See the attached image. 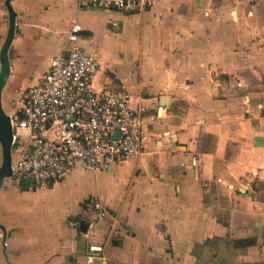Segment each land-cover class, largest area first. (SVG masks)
Returning <instances> with one entry per match:
<instances>
[{"label": "crops", "instance_id": "1", "mask_svg": "<svg viewBox=\"0 0 264 264\" xmlns=\"http://www.w3.org/2000/svg\"><path fill=\"white\" fill-rule=\"evenodd\" d=\"M10 6L2 107L11 122L18 94L49 69L78 23L100 66L94 87L132 93L145 153L109 170L108 184L81 168L47 189L6 179L0 264H83L90 245L103 248L94 264H264V0H156L138 14L86 0ZM115 18L127 33L113 32ZM9 30L0 0V70ZM29 146L27 138L12 146L13 163Z\"/></svg>", "mask_w": 264, "mask_h": 264}, {"label": "built area", "instance_id": "2", "mask_svg": "<svg viewBox=\"0 0 264 264\" xmlns=\"http://www.w3.org/2000/svg\"><path fill=\"white\" fill-rule=\"evenodd\" d=\"M155 3L86 0L89 7L126 14L145 13ZM82 32V26L75 23L63 52L34 86L18 94L20 107L12 120V145L27 138L30 146L13 163L11 178L26 186L47 189L78 168L108 171L137 161L145 153L140 115L131 106L132 93L94 87L100 66L83 49ZM92 205L98 220L107 216L100 201ZM83 221H72L70 227L80 228ZM102 253L101 246L90 245L83 264H94Z\"/></svg>", "mask_w": 264, "mask_h": 264}, {"label": "water", "instance_id": "3", "mask_svg": "<svg viewBox=\"0 0 264 264\" xmlns=\"http://www.w3.org/2000/svg\"><path fill=\"white\" fill-rule=\"evenodd\" d=\"M10 1L7 0V5L11 15V30H9V34L6 40V43L3 47L1 53V63L2 67L0 70V144L3 150V164L0 169V191L4 185L6 179L11 178L12 176V167H13V159H12V151H13V128L11 118L4 112L2 104H3V92L8 83L10 76V59L8 56V52L10 46L12 44L14 38V30H15V22L16 15L10 6ZM119 134H117V137ZM0 228H2L0 226ZM82 229L87 230L88 225L82 223Z\"/></svg>", "mask_w": 264, "mask_h": 264}, {"label": "rangeland", "instance_id": "4", "mask_svg": "<svg viewBox=\"0 0 264 264\" xmlns=\"http://www.w3.org/2000/svg\"><path fill=\"white\" fill-rule=\"evenodd\" d=\"M118 17V16H117ZM116 19H118V18H115L114 20L115 21H117ZM113 20V21H114ZM125 24H127V22H125L124 20H122V19H118V26L119 27H112V29H113V32H115V33H124V32H128V30H127V28L128 27H124V26H126ZM112 25H113V22H112ZM125 28H126V31H125ZM120 30V31H119ZM117 48V47H116ZM125 52V51H124ZM120 166V165H119ZM100 174L98 175V177H99V181L101 182V183H104V180L107 178V175H109V170L108 171H101V172H99ZM105 182L108 184V183H110V181L109 180H105Z\"/></svg>", "mask_w": 264, "mask_h": 264}]
</instances>
